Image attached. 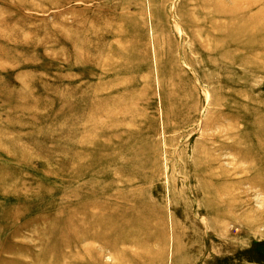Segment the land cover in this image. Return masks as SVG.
Returning <instances> with one entry per match:
<instances>
[{
	"label": "rangeland",
	"instance_id": "rangeland-1",
	"mask_svg": "<svg viewBox=\"0 0 264 264\" xmlns=\"http://www.w3.org/2000/svg\"><path fill=\"white\" fill-rule=\"evenodd\" d=\"M0 264H264V0H0Z\"/></svg>",
	"mask_w": 264,
	"mask_h": 264
},
{
	"label": "bare ground",
	"instance_id": "bare-ground-1",
	"mask_svg": "<svg viewBox=\"0 0 264 264\" xmlns=\"http://www.w3.org/2000/svg\"><path fill=\"white\" fill-rule=\"evenodd\" d=\"M225 194V190L223 189L221 192H220V195H224ZM225 208L229 207V204L227 202H225ZM224 219H227V217H223ZM125 225V224H124ZM123 239V238H122ZM120 241V240H119ZM126 242V241H125ZM98 260V259H97Z\"/></svg>",
	"mask_w": 264,
	"mask_h": 264
}]
</instances>
